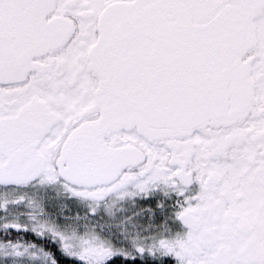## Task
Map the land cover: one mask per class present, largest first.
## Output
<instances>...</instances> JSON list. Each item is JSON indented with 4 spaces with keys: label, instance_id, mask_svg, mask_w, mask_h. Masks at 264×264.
Wrapping results in <instances>:
<instances>
[{
    "label": "snow or ice",
    "instance_id": "6c2138e0",
    "mask_svg": "<svg viewBox=\"0 0 264 264\" xmlns=\"http://www.w3.org/2000/svg\"><path fill=\"white\" fill-rule=\"evenodd\" d=\"M60 178L150 196L158 264H264V0H0V186Z\"/></svg>",
    "mask_w": 264,
    "mask_h": 264
},
{
    "label": "flooded vegetation",
    "instance_id": "af4514ba",
    "mask_svg": "<svg viewBox=\"0 0 264 264\" xmlns=\"http://www.w3.org/2000/svg\"><path fill=\"white\" fill-rule=\"evenodd\" d=\"M192 187L196 189L198 185L194 184ZM17 196H24L25 200L19 204L9 203L6 208H0V264H53L54 261L55 264H85L78 257L63 250L62 241L56 234L66 240L67 237L62 230L56 232L51 225L59 222V226L65 228L63 223L77 221L70 219V216H77V213L83 212L92 217L101 215L103 219L106 216L105 212H113L111 216L115 217L114 225L118 221V216L127 215L125 225L129 231L128 245L126 248L117 249L119 253L107 260L106 264H158L155 258L136 253L137 243H150L154 230L160 231L161 228L154 224V211L146 203V199L151 197L138 194L131 186L97 200L72 195L64 187L63 178L51 185L31 183L20 187L0 186V202L14 200ZM176 199L182 198L173 194L171 202L175 204ZM54 202L57 203V207L51 208ZM12 223L23 227L19 230L5 227ZM122 226L123 224L119 225ZM184 230L177 221L173 229L174 234ZM117 235L123 236L124 233L119 232ZM105 242L102 240L100 243L107 244ZM85 244L87 243L83 245ZM14 245L21 246L22 251L26 249L24 254L15 255L12 248ZM70 246L73 248L71 243ZM124 253L128 254L127 259ZM133 256L135 259H132ZM165 260L170 261V264H177L174 258L168 257Z\"/></svg>",
    "mask_w": 264,
    "mask_h": 264
},
{
    "label": "rangeland",
    "instance_id": "374dc122",
    "mask_svg": "<svg viewBox=\"0 0 264 264\" xmlns=\"http://www.w3.org/2000/svg\"><path fill=\"white\" fill-rule=\"evenodd\" d=\"M57 207V203L51 205V208ZM105 218L100 216H90L86 213H77L76 215L70 216V219H76L72 223H63V226H59V222H54L51 225L56 232L63 231L67 240L73 245V249L78 251L84 243H90L93 241L101 242L106 241L109 246L121 249L126 248L128 245L127 233L129 232L125 223L127 215L118 216V221L114 225L115 217L111 216L112 213L105 212ZM110 214V215H109ZM84 222V223H83ZM79 223V224H78ZM123 224L122 227H119ZM70 226V227H69ZM119 232L124 233L123 236H118Z\"/></svg>",
    "mask_w": 264,
    "mask_h": 264
}]
</instances>
